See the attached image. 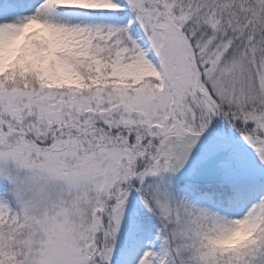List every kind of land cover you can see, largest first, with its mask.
I'll return each mask as SVG.
<instances>
[{"label":"snow or ice","instance_id":"6c2138e0","mask_svg":"<svg viewBox=\"0 0 264 264\" xmlns=\"http://www.w3.org/2000/svg\"><path fill=\"white\" fill-rule=\"evenodd\" d=\"M0 264H264V0H0Z\"/></svg>","mask_w":264,"mask_h":264}]
</instances>
